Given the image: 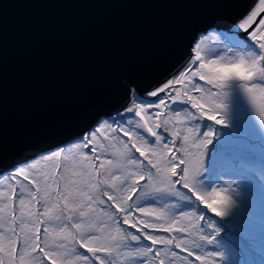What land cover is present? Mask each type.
<instances>
[{
  "label": "snow or ice",
  "instance_id": "6c2138e0",
  "mask_svg": "<svg viewBox=\"0 0 264 264\" xmlns=\"http://www.w3.org/2000/svg\"><path fill=\"white\" fill-rule=\"evenodd\" d=\"M218 27L158 79L122 80L63 146L0 171V264H247L255 185L264 199V167L242 163L264 133V0Z\"/></svg>",
  "mask_w": 264,
  "mask_h": 264
},
{
  "label": "water",
  "instance_id": "95a60500",
  "mask_svg": "<svg viewBox=\"0 0 264 264\" xmlns=\"http://www.w3.org/2000/svg\"><path fill=\"white\" fill-rule=\"evenodd\" d=\"M251 0H0V171L63 144ZM211 30V28H209Z\"/></svg>",
  "mask_w": 264,
  "mask_h": 264
},
{
  "label": "rangeland",
  "instance_id": "374dc122",
  "mask_svg": "<svg viewBox=\"0 0 264 264\" xmlns=\"http://www.w3.org/2000/svg\"><path fill=\"white\" fill-rule=\"evenodd\" d=\"M253 119L256 122L257 129H259V119L255 116L253 117ZM262 135H264V133H261L259 130H257L254 133V137L251 144L243 150V154L249 159L247 161H242V163H246L247 166L254 168L257 175L259 174L260 168L264 167V139H262ZM60 146H63V144H61ZM52 148L54 150V147ZM48 151L49 149L41 153L47 154ZM38 154L18 164H22L24 162H31V160L35 158ZM231 169V161L222 160L218 165L217 171L223 173L222 178L224 180H227L229 179L228 173L231 171ZM258 201L264 202V199H261L260 186L255 185L251 208L249 214L245 218V224L246 226H248L252 238L250 251L245 258L247 264H264V204L262 206L258 203ZM221 236L223 237L224 233H221ZM209 250H212L211 247ZM233 260H235V257L233 258Z\"/></svg>",
  "mask_w": 264,
  "mask_h": 264
},
{
  "label": "bare ground",
  "instance_id": "6f19581e",
  "mask_svg": "<svg viewBox=\"0 0 264 264\" xmlns=\"http://www.w3.org/2000/svg\"><path fill=\"white\" fill-rule=\"evenodd\" d=\"M256 118H258V116H256V115H254ZM259 119V118H258ZM258 203L260 204V205H262L263 206V204H264V202L263 201H258ZM264 208V207H263Z\"/></svg>",
  "mask_w": 264,
  "mask_h": 264
},
{
  "label": "clouds",
  "instance_id": "9594fccd",
  "mask_svg": "<svg viewBox=\"0 0 264 264\" xmlns=\"http://www.w3.org/2000/svg\"><path fill=\"white\" fill-rule=\"evenodd\" d=\"M64 144V143H63Z\"/></svg>",
  "mask_w": 264,
  "mask_h": 264
}]
</instances>
